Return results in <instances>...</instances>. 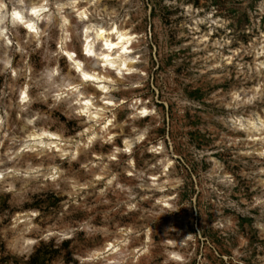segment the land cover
I'll use <instances>...</instances> for the list:
<instances>
[{"label": "rangeland", "instance_id": "374dc122", "mask_svg": "<svg viewBox=\"0 0 264 264\" xmlns=\"http://www.w3.org/2000/svg\"><path fill=\"white\" fill-rule=\"evenodd\" d=\"M7 2L12 7L16 0ZM263 10L264 0H92L91 22H115L137 34L135 74L116 78L109 96L118 104L109 115L119 136L109 145H82L76 164L59 160L57 153L44 159L25 154L14 164L17 171L0 182V264H101L90 261L88 252L128 224L134 229L130 246L151 235L150 253L139 264H174L166 259L170 252L183 253V264H264V210L258 201L264 187L257 172L264 159L253 154L262 144L254 145L228 122L232 113L264 114V67L258 70L255 61L256 47L264 43ZM57 13L42 44L25 38L21 28L10 31L15 44L8 54L0 41V169L13 164L12 153L30 130L53 129L68 145L84 144L87 137L80 135L88 126L73 94L57 101L68 82L79 80L62 56ZM63 14L69 24L64 47L86 70L93 68L82 55L83 23L68 9ZM260 57L264 66V53ZM25 85L30 102L21 105ZM234 91L240 98L250 95L247 106L228 104ZM139 106L150 108L149 118L131 121ZM153 145L162 147L158 157L149 153ZM112 147L121 152L113 162L107 158ZM96 152L101 156L91 163ZM214 160L219 172L213 171ZM39 162L41 170L27 178V166ZM165 162H171L166 175ZM53 165L60 174L49 181ZM96 169L112 175L108 189L106 179L93 180ZM164 181L168 208H161L157 191ZM28 210L39 213L32 233L14 221L17 212ZM29 237L32 244L24 245ZM132 260L133 254L128 264Z\"/></svg>", "mask_w": 264, "mask_h": 264}, {"label": "bare ground", "instance_id": "6f19581e", "mask_svg": "<svg viewBox=\"0 0 264 264\" xmlns=\"http://www.w3.org/2000/svg\"><path fill=\"white\" fill-rule=\"evenodd\" d=\"M91 1L92 0H88V2L84 4L82 0H56L55 3L51 4L50 0H35L28 5L23 0H16V3L10 7L7 0H0V4L4 6V8L0 10V41H2L7 54L9 49L15 44L13 43L12 37L9 36L10 31L21 28L26 32V35L24 36L25 38L30 37L32 41L37 43V45L39 43L42 44L43 38L46 35L45 30L51 29L54 24L52 20V12L53 10L58 11L57 14L59 16L58 20L61 33L59 34V44L62 49H65L62 52V56L69 69L78 76L79 80L68 82L60 91L62 94L60 93L61 95L58 96L57 101L60 100V98L65 101L67 100L66 97L73 94V104L78 110V114L84 117L87 124L86 126H88L80 134L87 135L84 139V144L79 140L75 145L64 143V139L59 133L47 127L28 131L26 141L12 153V156L10 155L13 159V164L10 167L0 169V182L5 181L8 174L17 171L14 164L24 157L25 154L30 156L35 154L37 157L44 159L45 156H48L51 153H57L56 155L59 160H68L71 164H76V159H79L78 155L80 154V147L82 145L85 147L95 146L96 144L109 145L114 142L117 136H119V134L114 131L116 128V125H114V119L109 115L110 109L117 108L118 104L112 101L109 96L116 78L122 79L124 76L135 74L133 72L137 63L132 53L134 52L133 48L135 47L137 34L127 26L119 27L115 22L108 26L101 22H91L92 20L89 17V4ZM13 9L19 14L18 18H13L11 15L4 18V13L10 14ZM64 9L70 10V12L76 17L77 21L83 23L80 34L82 41V55L84 58L93 61L95 65L89 70L84 68L83 61L78 58L75 52L67 47L69 24L68 18L63 14ZM190 9L191 7L188 8V12H190ZM200 21L201 20H196L197 25H199ZM29 25L31 27H29ZM202 37L203 41L208 40L206 35H202ZM65 44H67L66 47H64ZM256 51L257 55L255 61L258 67L257 69L261 70L264 67L263 61L260 57V55L264 53V43H260L259 46L257 45ZM10 64L11 56L9 54L4 61L3 69H8ZM85 76L89 78L85 79ZM12 79H17L16 75L12 76ZM83 84L88 86L89 89L83 90ZM133 86L135 87L137 84L133 83ZM255 93H253L252 96H254ZM238 94L239 91H234L232 93L234 101L229 102L228 104H235L236 108L240 109L247 106V101L250 100V95L240 98ZM19 101L21 105H27L30 102L28 85L23 86L22 91L19 94ZM243 101L244 103H242ZM138 102L139 101H137L136 104ZM149 112L151 111L148 106L136 107L133 113L131 115L129 114V119L135 121L136 118H147ZM228 122L233 124L236 132L248 136L250 142L254 143V145L262 144V146L257 148L256 152H253V154H257L261 159H264V114L253 113L245 118L240 114L232 113L229 115ZM142 138H144L142 134H137V140L142 141ZM0 141H3L2 138H0ZM37 146H40L42 149L40 152L36 153L35 147ZM125 147L129 152L132 150L131 139H125ZM161 151L162 147L153 145L149 153L158 157ZM119 153H121L119 152V148L112 147L107 153V158L112 162L116 161ZM100 156L101 153L96 152L91 163H94ZM212 163L213 171L219 172V163L216 160ZM41 166V162L28 165L26 173L28 175L35 174L41 170ZM164 167L165 168H163V171L161 172L166 175L165 173L168 172V167H171V162H165ZM52 170L53 171L48 172L46 177L49 181H56L60 174V168L57 167V165H53ZM127 171L128 175H132L131 169H128ZM93 172V180L95 182H100L101 180L106 179L105 184L107 189L113 183V178H111L112 175L107 176L102 169H96ZM257 172L258 175L261 176L260 184L264 187V165L259 166ZM152 174V179L158 180L159 174ZM223 176L226 179L231 177L229 172H223ZM28 177H30V175L27 176V178ZM166 184L167 181L157 184L161 208L169 207L167 204L170 201V197L167 195V192L164 191L166 189ZM173 184L176 183L174 182L172 185ZM172 187L175 188L176 186L174 185ZM145 189L146 192H149V190H152V187L146 186ZM258 201L259 204L262 205L260 208L264 210V196L259 197ZM38 215L39 213L36 210L17 212L14 216V221L27 225L24 231L32 233L33 228H31L30 225H32L33 220L37 218ZM133 230V226L129 224L126 226H119L118 233L114 238H107L102 246L92 248L88 252L87 256L89 260L93 262L100 260L101 264H128L127 261L129 260V255L133 254L132 262L135 264L141 263L150 253L149 243L151 235L147 232L143 241L137 245L130 246L129 239L133 234ZM261 231L264 233V229ZM50 235L51 234H48L47 237ZM23 244H32L31 238H25ZM179 254L182 257V260L179 262L174 261V264H183V253ZM166 259L168 261L170 260L168 256Z\"/></svg>", "mask_w": 264, "mask_h": 264}, {"label": "clouds", "instance_id": "9594fccd", "mask_svg": "<svg viewBox=\"0 0 264 264\" xmlns=\"http://www.w3.org/2000/svg\"><path fill=\"white\" fill-rule=\"evenodd\" d=\"M4 8V6L2 4H0V10H2ZM8 15H11L13 18H18L19 14L15 11V9H13V11L9 14V13H4V18H7ZM191 239V235L187 236L184 240L180 241L181 244L184 243L185 240ZM170 260L173 261H181L182 257L179 254V252H170L167 254Z\"/></svg>", "mask_w": 264, "mask_h": 264}, {"label": "snow or ice", "instance_id": "6c2138e0", "mask_svg": "<svg viewBox=\"0 0 264 264\" xmlns=\"http://www.w3.org/2000/svg\"><path fill=\"white\" fill-rule=\"evenodd\" d=\"M34 14H35V10H34ZM29 27H31L30 25H29ZM89 77H87V76H85V79H88ZM86 103H87V101H86Z\"/></svg>", "mask_w": 264, "mask_h": 264}]
</instances>
